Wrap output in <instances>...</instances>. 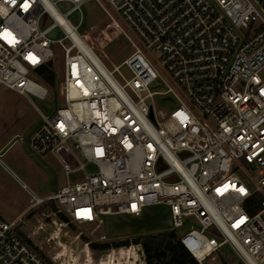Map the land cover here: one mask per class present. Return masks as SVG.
I'll return each mask as SVG.
<instances>
[{
	"label": "built area",
	"instance_id": "obj_1",
	"mask_svg": "<svg viewBox=\"0 0 264 264\" xmlns=\"http://www.w3.org/2000/svg\"><path fill=\"white\" fill-rule=\"evenodd\" d=\"M87 1L0 0V87L45 99L34 72L52 62L51 45L63 51L64 107L41 115L28 146L56 156L66 176L84 173L45 199L22 185L30 206L53 202L70 223L97 227L103 216L166 208L168 230L197 264L223 248L239 264H264V0H94L105 18L72 25ZM55 28L62 37L53 40ZM121 41L129 52L116 65L107 52ZM141 46L160 54L177 91ZM158 80L166 89L151 92ZM155 96L176 108L156 112ZM15 227L0 222V264H46ZM125 253L144 264L140 244Z\"/></svg>",
	"mask_w": 264,
	"mask_h": 264
},
{
	"label": "rangeland",
	"instance_id": "obj_2",
	"mask_svg": "<svg viewBox=\"0 0 264 264\" xmlns=\"http://www.w3.org/2000/svg\"><path fill=\"white\" fill-rule=\"evenodd\" d=\"M62 12L70 8L69 4L59 6ZM105 14L94 0L85 2L78 11L71 13L68 20L72 25L80 21L87 25L89 22L102 21ZM51 20L46 18L45 25ZM126 33L134 38L133 33L124 22H120ZM149 60L155 66L158 74L176 91L177 88L165 70L159 65L160 54L148 51L141 46ZM128 44L121 41L107 53L114 64L118 65L128 54ZM53 53L51 70L54 74V86L49 87L39 81L38 71L34 74L39 85L48 95L41 100L33 96H20L10 90L0 87V222L16 223V231L30 242L33 249L46 264H128L125 260V250L135 246L131 241L139 236L158 233L169 229L168 211L163 209H145V215L133 218L127 215L103 216V225L75 224L62 222L54 211L53 202H46L34 208L30 213L22 211L29 204L30 195L22 188L25 185L33 194L42 197L45 192L64 186L67 182L82 181L84 173L74 172L66 176L59 159L52 155H36L29 146L30 135L41 124V115L51 116L59 107L60 82L63 74V51L57 44L51 45ZM121 74L129 79L131 73L125 68ZM166 89L161 80L150 87L151 92H161ZM155 96L153 106L156 112L169 113L177 106L176 100ZM78 160L82 158L74 151ZM93 166L88 165L86 172H93ZM256 169L250 175L252 182L259 178ZM157 222V223H156ZM181 231L178 230L177 233ZM177 235V234H176ZM101 236L105 239L101 240ZM178 236V235H177ZM129 241L130 245L124 248L109 250L93 249L89 244H114ZM114 253L110 255V251ZM131 264H134L132 260ZM208 264H239L236 256L228 249L223 248Z\"/></svg>",
	"mask_w": 264,
	"mask_h": 264
},
{
	"label": "trees",
	"instance_id": "obj_3",
	"mask_svg": "<svg viewBox=\"0 0 264 264\" xmlns=\"http://www.w3.org/2000/svg\"><path fill=\"white\" fill-rule=\"evenodd\" d=\"M40 77L38 78L45 86H54V74L51 68L42 67L37 70ZM258 200L260 195H256L250 200L245 209L249 213H254L259 209ZM257 201V204H256ZM54 211L58 215L59 219L64 223H70L69 220L60 212H58L55 205H53ZM157 223V222H156ZM18 233V232H17ZM18 235L26 241L31 247L29 241H27L20 233ZM132 244H140L144 264H197V262L187 254L178 242V237L175 231L163 230L158 233L147 234L134 238L131 241ZM93 249L109 250L114 248H124L130 245L129 241H122L114 244H89ZM33 248V247H32Z\"/></svg>",
	"mask_w": 264,
	"mask_h": 264
},
{
	"label": "water",
	"instance_id": "obj_4",
	"mask_svg": "<svg viewBox=\"0 0 264 264\" xmlns=\"http://www.w3.org/2000/svg\"><path fill=\"white\" fill-rule=\"evenodd\" d=\"M48 37L53 40L59 39L62 37V33L60 32L58 28H55L49 33ZM51 66H52V62L51 61L47 62L46 67L51 68ZM59 107L61 108L64 107V104L60 102Z\"/></svg>",
	"mask_w": 264,
	"mask_h": 264
},
{
	"label": "crops",
	"instance_id": "obj_5",
	"mask_svg": "<svg viewBox=\"0 0 264 264\" xmlns=\"http://www.w3.org/2000/svg\"><path fill=\"white\" fill-rule=\"evenodd\" d=\"M44 156V155H43ZM23 188V187H22ZM57 189H59V188H54L53 189V191L52 192H45V193H43V196L41 197H39V198H42V199H45V198H47L48 196H50L51 194H53ZM25 190V189H24ZM29 190V189H28ZM25 191H27V190H25ZM30 191V190H29ZM29 191H27V193H29ZM31 192V191H30ZM29 195H30V193H29ZM37 196V195H36ZM38 197V196H37ZM34 208H36V207H34ZM34 208H32L31 206H30V200H29V204L26 206V208L22 211V213L24 212V214H28V213H30ZM112 251V250H111ZM110 251V252H111ZM114 252V251H113Z\"/></svg>",
	"mask_w": 264,
	"mask_h": 264
}]
</instances>
